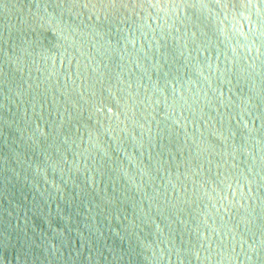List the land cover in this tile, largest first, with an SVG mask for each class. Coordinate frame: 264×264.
<instances>
[{"label":"water","instance_id":"obj_1","mask_svg":"<svg viewBox=\"0 0 264 264\" xmlns=\"http://www.w3.org/2000/svg\"><path fill=\"white\" fill-rule=\"evenodd\" d=\"M0 264H264V0H0Z\"/></svg>","mask_w":264,"mask_h":264}]
</instances>
